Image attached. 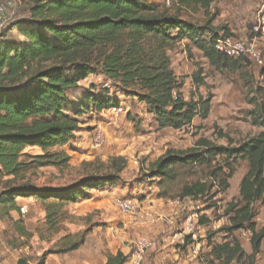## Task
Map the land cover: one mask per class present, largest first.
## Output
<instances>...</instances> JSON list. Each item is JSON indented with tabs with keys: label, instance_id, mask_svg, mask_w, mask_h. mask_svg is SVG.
I'll list each match as a JSON object with an SVG mask.
<instances>
[{
	"label": "trees",
	"instance_id": "obj_1",
	"mask_svg": "<svg viewBox=\"0 0 264 264\" xmlns=\"http://www.w3.org/2000/svg\"><path fill=\"white\" fill-rule=\"evenodd\" d=\"M216 2L171 0L174 10L170 12L152 0H32L26 18L0 33V222L11 224L12 236L5 238L4 233L7 245L16 248L17 239L35 235L54 242L56 252L78 251L87 233L69 232L67 225L75 219L68 207L87 200L93 190L122 183L126 161L119 157L109 164H84L83 172L60 186L39 185L32 179L40 169L63 173L70 167L64 148L79 131L84 114L119 109L117 96H123L143 105L157 130L179 131L191 126L196 117L208 118L212 95L186 101L171 68L169 53L185 42L189 59L195 50L213 71L238 74L245 101L253 107L248 112L251 124L262 130L237 147L200 138L190 149L168 150L149 166L143 179L158 181V198L169 199L166 187L178 179V170L192 173L196 166L203 167L206 180L185 182L178 193L179 198L197 200L213 188L217 194L226 192L235 174L233 163L245 161L239 199L227 204L222 214L228 224L207 236V264H255L264 240V226L257 230L254 222L257 204L264 212V81L254 83L243 58L231 59L215 50L218 39L232 37L228 26L213 25L218 10L209 11ZM192 11L203 13L202 24L185 19ZM14 30L18 39L11 36ZM195 69L193 85L205 86L203 71L196 65ZM97 74L106 80L105 85L68 97L81 89L80 82ZM260 74L264 78L263 66ZM130 120L140 127L141 122ZM27 148L40 152L32 154ZM217 158L222 163H216ZM19 199L33 200L43 209V221L31 233L20 219H14L15 214L21 215ZM208 223L204 217L198 221L202 226ZM239 231L250 233V254L235 236ZM217 234L224 235L222 243L212 242ZM184 242L183 248L192 242L191 236H185ZM103 257L105 264L129 260L122 252L107 251ZM17 264L27 263L20 259ZM37 264H45L44 256Z\"/></svg>",
	"mask_w": 264,
	"mask_h": 264
},
{
	"label": "rangeland",
	"instance_id": "obj_2",
	"mask_svg": "<svg viewBox=\"0 0 264 264\" xmlns=\"http://www.w3.org/2000/svg\"><path fill=\"white\" fill-rule=\"evenodd\" d=\"M31 1L0 0V4L12 2L14 6L1 34L16 20L26 18ZM152 1L170 12L174 10L171 0ZM259 4L260 0H217L209 14L218 10V17L213 25H226L233 37L246 40L253 37L251 30ZM204 17L201 11H192L188 12L185 19L200 25ZM11 36L13 39L19 38L15 30ZM184 44L185 42L180 43L169 53L171 68L178 77L182 86L181 93L186 101L191 98L197 101L199 96L207 98L208 94L212 95L208 118L202 120L196 117L191 126L179 131L157 130L145 107L133 98L123 96H117L121 107L116 111L112 109L84 114L80 118L79 131L64 148L70 157V167L63 173L53 168L40 169L32 179L39 185L60 186L83 172L84 164H109L112 158L119 157L126 161L121 174L122 183L111 189L93 190L87 200L68 207V212L75 219L74 224L67 225L69 232L87 233L84 243L75 252H56L53 249L54 242L41 241L35 235L30 239H17V247L11 248L4 239V233L5 238L12 236L8 233L11 224L0 222V264H17L20 259L27 264H37L43 256L45 264H105L103 253L107 251L113 254L122 252L129 256L126 264H131V258L137 257V252L140 264L208 263L210 248L207 246V236L228 224L222 214L227 204L239 199V178L246 174L244 171L247 172V163L242 160L233 163L235 174L228 181L230 188L226 192L217 194V189L213 188L207 196L197 200L179 198L178 193L185 182L206 180L203 167L196 166L192 173L189 169L178 170V179L166 187L169 199L158 198V181H146L143 175L168 150L190 149L200 138L220 146L237 147L262 129L251 124L248 112L253 107L245 101L238 74L213 71L195 50L189 59L184 52ZM257 46L261 51L264 67V41L257 38ZM195 65L203 71L206 83L203 87L195 88L192 83L191 75L196 71ZM260 69L250 66L257 85L264 81ZM105 83L106 80L101 75H91L79 83L81 89L69 92L68 97L72 99L73 96H79L91 86L99 89ZM133 118L141 122L140 127H135L130 120ZM97 139L101 141L100 145H97ZM26 151L32 154L40 152L36 148H27ZM217 160L222 163L221 158H217L216 163ZM125 201L134 205L138 216H129L118 209L119 202ZM17 202L19 209L24 207L27 213L23 216L15 214L14 219H20L21 225L31 233L43 221V209L30 199H19ZM255 210L254 222L259 230L264 226V212L259 204ZM201 217L209 220V223L199 225ZM185 236H191L192 242L183 248ZM235 236L243 250L250 254V233L239 231ZM141 240L147 241L151 246L140 252L136 245ZM223 240L224 235L217 234L212 242L222 243ZM260 250L255 264H264V240Z\"/></svg>",
	"mask_w": 264,
	"mask_h": 264
},
{
	"label": "built area",
	"instance_id": "obj_3",
	"mask_svg": "<svg viewBox=\"0 0 264 264\" xmlns=\"http://www.w3.org/2000/svg\"><path fill=\"white\" fill-rule=\"evenodd\" d=\"M13 7L12 2L0 4V32L5 28L9 12ZM251 31V36L253 35V37L250 39L240 40L233 36L223 37L215 42L214 48L231 59L243 58L249 66L261 68L263 61L261 51L257 46V38L264 41V0H260ZM257 35H259L260 38ZM113 111H116V109H113ZM97 140V145H100L101 141H99V139ZM118 209L129 216H133L134 214L137 216L139 215L134 205L128 201L119 202ZM26 213V208H20V214L22 216ZM150 246L151 245L145 240L138 241L136 245L140 252ZM136 255L137 257L133 256L131 258V264H140V256H138V252Z\"/></svg>",
	"mask_w": 264,
	"mask_h": 264
},
{
	"label": "crops",
	"instance_id": "obj_4",
	"mask_svg": "<svg viewBox=\"0 0 264 264\" xmlns=\"http://www.w3.org/2000/svg\"><path fill=\"white\" fill-rule=\"evenodd\" d=\"M37 154H38V153H37ZM245 164H246V163H245ZM245 173H246V171H244V174H245ZM242 177H243V176H241V177L239 178L240 181H241Z\"/></svg>",
	"mask_w": 264,
	"mask_h": 264
}]
</instances>
